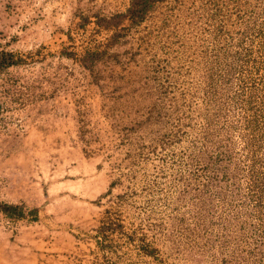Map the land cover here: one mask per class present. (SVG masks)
<instances>
[{
  "label": "rangeland",
  "instance_id": "374dc122",
  "mask_svg": "<svg viewBox=\"0 0 264 264\" xmlns=\"http://www.w3.org/2000/svg\"><path fill=\"white\" fill-rule=\"evenodd\" d=\"M132 1L77 0L9 71L44 73L64 121L43 142L0 121V203L51 172L42 220L0 210V264H264V0ZM96 167L98 198L67 182Z\"/></svg>",
  "mask_w": 264,
  "mask_h": 264
},
{
  "label": "crops",
  "instance_id": "0c3cea01",
  "mask_svg": "<svg viewBox=\"0 0 264 264\" xmlns=\"http://www.w3.org/2000/svg\"><path fill=\"white\" fill-rule=\"evenodd\" d=\"M13 2L14 4L15 2L19 3L17 0H0V50L14 51L23 57L32 54L34 50L43 46H49L52 39L54 41L59 39L60 35L68 32L77 21V0H42V13L37 19L34 14V0H25V5L17 6L16 9L13 8ZM20 3L22 4V2ZM46 12L47 15H44ZM41 17L44 19H40ZM44 29L49 31L46 41L39 40V35H37L40 32L43 33ZM56 30L58 32L51 35L52 31ZM23 66V64L12 65L0 73V121L4 120L10 126H30L28 132L37 136L30 138V140L43 142L49 139V127L60 125V120L64 121L61 115L62 110L59 103L50 102L49 84L46 80L44 85V73H9L13 67L19 68V71L23 72L21 68ZM97 167L96 175L92 179L83 180L79 177L78 181L69 179L67 182L74 186H80L82 181H87L85 190L90 191V193L93 192V198L96 199L108 191L111 184V181H106L102 170ZM50 173V171L41 169L38 173V181L34 183H32V179L25 181L26 186L21 189L22 192L15 195L14 203L25 204L30 206L32 210L37 209L39 220H42V216L46 214L44 210L46 206L43 207V203L46 200V194L48 195L47 191L51 188V184L49 185L47 182ZM15 186L17 187V184ZM33 186L38 187V196L41 198L35 203L33 194L30 193V187ZM17 189L19 188H16V192H18ZM65 202L66 200H64L63 205L59 204L61 212L64 215L68 212H74L76 215L78 212L70 209V206H66ZM27 222L26 220L25 228L27 231L25 233H28L31 238H46L44 234L29 232L28 228L32 225Z\"/></svg>",
  "mask_w": 264,
  "mask_h": 264
},
{
  "label": "trees",
  "instance_id": "16d2710c",
  "mask_svg": "<svg viewBox=\"0 0 264 264\" xmlns=\"http://www.w3.org/2000/svg\"><path fill=\"white\" fill-rule=\"evenodd\" d=\"M159 1L164 0H133L125 15L137 17L138 21H142L150 11L151 6ZM24 58L23 55L14 51L0 50V73L12 65L22 64L25 62ZM0 210L13 218H21L26 214L24 208L19 204L0 203ZM30 213L36 214L37 209H31Z\"/></svg>",
  "mask_w": 264,
  "mask_h": 264
}]
</instances>
